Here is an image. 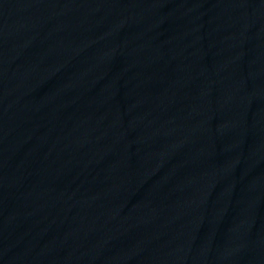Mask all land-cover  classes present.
Returning <instances> with one entry per match:
<instances>
[{
	"label": "water",
	"instance_id": "1",
	"mask_svg": "<svg viewBox=\"0 0 264 264\" xmlns=\"http://www.w3.org/2000/svg\"><path fill=\"white\" fill-rule=\"evenodd\" d=\"M0 264H264V0H0Z\"/></svg>",
	"mask_w": 264,
	"mask_h": 264
}]
</instances>
